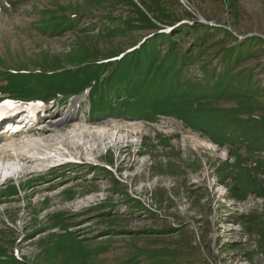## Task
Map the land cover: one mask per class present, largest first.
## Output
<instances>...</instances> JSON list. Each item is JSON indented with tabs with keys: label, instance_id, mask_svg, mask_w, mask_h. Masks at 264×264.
I'll return each mask as SVG.
<instances>
[{
	"label": "rangeland",
	"instance_id": "rangeland-1",
	"mask_svg": "<svg viewBox=\"0 0 264 264\" xmlns=\"http://www.w3.org/2000/svg\"><path fill=\"white\" fill-rule=\"evenodd\" d=\"M2 99L48 111L0 174L53 165L77 127H141L98 167L0 184V264H264V0H0Z\"/></svg>",
	"mask_w": 264,
	"mask_h": 264
},
{
	"label": "bare ground",
	"instance_id": "bare-ground-1",
	"mask_svg": "<svg viewBox=\"0 0 264 264\" xmlns=\"http://www.w3.org/2000/svg\"><path fill=\"white\" fill-rule=\"evenodd\" d=\"M85 98H88V95L87 96H85V97H83V101L85 100ZM88 100V99H87ZM39 102H36V104H38ZM3 107H0V110H3L2 109ZM30 109H32V115L33 114H35L36 112H38L39 110H40V108H41V106H31V107H29ZM47 109V108H46ZM45 109V110H46ZM70 110H72V108L70 109ZM46 112V111H45ZM73 119V114H72V112L69 114V115H67L65 118H63L62 119V121H61V123H60V125L61 126H63V125H66V124H70L69 123V120H72ZM104 123H106V122H104ZM99 125L100 124H103V123H98ZM114 124V126H112L113 128H108V127H99V126H93L92 128H90V127H77L78 126V124H74V123H71V125L73 126V127H77V128H75L74 129V131L73 132H75L74 133V135H70L71 133H67V134H65V133H63V134H61L62 135V137H65V139H61V141H60V143L59 144H61L63 147H64V150L66 151V154H68L69 153V151L68 150H66V146H69V147H71L68 143L66 144L65 142H68V140H70V139H74V140H79V141H83L82 143H79V142H76L75 144H73V146H79V147H82L83 149H84V151L87 153V155L85 156V161L86 160H89V161H91L94 157H95V155H94V152L96 151V152H98V150H102L103 152H104V150H106L107 148H111V147H116V146H118V144L120 143V142H122V140H123V137L124 136H122V135H120V133L122 132V131H125V132H132V131H137V129L139 128V127H141V126H137L136 124H131V125H128V126H119L117 123H113ZM12 125H14V124H8V129L10 128V130L12 129ZM15 125H17V124H15ZM11 126V127H10ZM54 125L53 124H50L49 125V127L51 128V127H53ZM4 128H5V126L3 127V129L1 128L0 129V135H2V133H4ZM143 130V129H142ZM121 131V132H120ZM46 132H48V131H42V133L44 134V133H46ZM185 132H187V131H185ZM184 132V133H185ZM8 133V132H7ZM65 134V135H64ZM187 134V133H186ZM189 134H191V133H189ZM90 136L91 137V139H85V137L86 136ZM192 135V134H191ZM199 135V134H198ZM125 139V138H124ZM35 140H38V139H35ZM33 141L32 140V142H36V141ZM60 140V139H59ZM63 140V141H62ZM196 140V139H195ZM15 140H13V138L11 139H9V142H6L5 143V151H3V153L1 154V158H3V156L5 155V157H9V156H14V157H18V154L15 152V148H14V144H13V142H14ZM174 145V144H173ZM48 146V145H47ZM72 146V147H73ZM185 148V147H184ZM46 150H48L49 148H45ZM115 149V148H114ZM46 153H47V151H45ZM182 152V151H181ZM185 152V151H184ZM65 153V152H64ZM30 154V156H33V154L32 153H29ZM99 154V153H98ZM97 154V155H98ZM180 154V153H179ZM68 155H70L71 157L73 156L74 157V155H71V154H68ZM96 155V156H97ZM98 157V156H97ZM20 159L21 160H26V159H29V158H24V157H20ZM64 159V157H61L60 159H58L57 161H62ZM72 159V158H71ZM70 159V160H71ZM142 160V159H141ZM29 161L30 162H35V161H38V160H32V159H29ZM143 161V160H142ZM141 161V162H142ZM146 162V161H145ZM156 162V161H155ZM147 163V162H146ZM145 163V164H146ZM125 163H123V162H121V163H119V165H124ZM127 164V163H126ZM19 165V164H18ZM147 165V164H146ZM151 166V165H150ZM122 167V166H121ZM139 167V166H138ZM151 167H153V166H151ZM120 168V167H119ZM123 168V167H122ZM139 169V168H138ZM1 170H3V175H4V177H7V176H12L13 177V179L14 178H20L21 177V175H19V173H16V172H12V173H9V172H6L5 171V169L4 168H2ZM7 170V169H6ZM13 170V169H12ZM120 170V169H119ZM140 170V169H139ZM14 171V170H13ZM31 173H35V175H32L30 178L32 179V180H36V179H40V178H42L43 176H47L48 174L47 173H49V171H47L46 169L44 170H39V171H37V172H29L28 174H31ZM39 173H42V174H39ZM95 176V175H94ZM11 178V177H10ZM9 179V178H8ZM58 180V179H57ZM8 180H5V181H1L0 180V184L1 185H3V184H5L6 182H7ZM38 181V180H37ZM37 181H36V183H37ZM69 190H64V191H62V192H67V193H69L68 192ZM70 194V193H69ZM99 196V195H98ZM104 196V195H103ZM28 197V196H27ZM97 198V196H95V195H93V196H91V197H89V199H85L84 201H82L81 200V202H85V204H83V203H81V202H77L76 204H74L75 205V208H78V209H80V208H82L83 207V205H89L90 203H93V202H95V199ZM46 199H48V198H46ZM46 199H44V200H46ZM98 199V198H97ZM96 199V200H97ZM44 200H42L43 202H44ZM101 200V199H100ZM108 200H110L109 198H107V197H102V201H108ZM49 201H51V199H49ZM4 202H6V201H4ZM59 204H61L62 203V199L61 198H59L58 199V201H57ZM117 202V201H116ZM40 203V202H39ZM87 203V204H86ZM8 205V204H7ZM37 205V204H36ZM6 206V205H5ZM42 206V205H41ZM34 209H39V207H35ZM72 209H73V206L72 207H70V206H68V207H64V208H61V209H59V212L58 213H61V212H68V211H72ZM51 216V215H50ZM38 238H40L39 236H38ZM41 239V238H40ZM80 239V238H79ZM42 240V239H41ZM30 242V241H29ZM32 243V242H31ZM36 245H38V244H36ZM30 247V246H29ZM37 248V247H36ZM30 249V248H29ZM34 249V248H33Z\"/></svg>",
	"mask_w": 264,
	"mask_h": 264
},
{
	"label": "trees",
	"instance_id": "trees-1",
	"mask_svg": "<svg viewBox=\"0 0 264 264\" xmlns=\"http://www.w3.org/2000/svg\"><path fill=\"white\" fill-rule=\"evenodd\" d=\"M132 7L136 10V12L139 14V16H140L141 18H140V19H136L137 21H130L129 24H132V23L136 22V23H143V24L154 25L151 21H149L148 19H146V16L144 15V13L142 12L141 9H139L136 5H132ZM144 16H145V19H143ZM62 21L64 22V20H62ZM58 25H60V21H58V22H56V23L54 24L55 27L58 26ZM189 27H190V26H189ZM156 30H157V31H160L159 28H157ZM184 33H186V31H185ZM168 35H169V33H168ZM166 37H167L166 34H162L161 36H158V37L156 38V40H162V38H166ZM143 56H145L144 53L139 54L138 58L141 59ZM138 58H137V59H138Z\"/></svg>",
	"mask_w": 264,
	"mask_h": 264
}]
</instances>
